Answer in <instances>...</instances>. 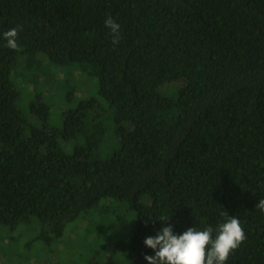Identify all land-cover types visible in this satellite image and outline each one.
<instances>
[{"label": "trees", "instance_id": "trees-1", "mask_svg": "<svg viewBox=\"0 0 264 264\" xmlns=\"http://www.w3.org/2000/svg\"><path fill=\"white\" fill-rule=\"evenodd\" d=\"M14 27L10 49L3 33ZM66 66L97 87L61 93L75 104L57 127L45 99ZM105 197L125 202L133 224L104 251L82 226L83 264L89 252L104 254L87 264H148L144 240L162 227L211 226L214 238L229 216L246 238L225 264H264V0H0V226L34 227L28 261ZM117 250L127 263L106 260Z\"/></svg>", "mask_w": 264, "mask_h": 264}, {"label": "rangeland", "instance_id": "rangeland-1", "mask_svg": "<svg viewBox=\"0 0 264 264\" xmlns=\"http://www.w3.org/2000/svg\"><path fill=\"white\" fill-rule=\"evenodd\" d=\"M58 68L59 70H61L58 78V86L60 87L59 89H57L58 91H55V89L49 91V93L46 95L45 100L49 103L50 106L49 123H51L54 126L60 127L62 121L61 120L62 111L75 104L73 103L72 99L67 100V107H66V103L63 104L60 99L61 93L64 94V92L67 91L68 89L72 91V87H73L75 91L73 93V96H76L75 99L78 98L84 99L87 97H91L92 95H95L97 85L94 76L88 75L87 73L82 71L79 72L73 66L58 67ZM18 75L25 82H31L33 79L31 78L30 73L26 71L19 72ZM32 89L27 90V92L24 90V93L20 98L21 100L20 107L22 106V104L25 103L27 104L26 98L28 97V92H32ZM34 93L35 91L32 94ZM104 146L106 147L110 145L107 143ZM104 150H108V149L107 148L105 149L103 147L102 151ZM147 199H148L147 196H142L140 202L145 203L147 202ZM134 215L135 212L131 210L125 202L115 200L111 197H105L101 199L97 206L88 210L87 213H82L75 222L69 224L64 231V235L60 239H57L58 241L57 244H60L58 249L59 248L60 250L64 249L63 250L64 253L60 257L61 262L57 260L56 255H53L56 253H52L55 252V248L57 244L53 246L52 245L47 247L45 246L42 248L40 253L32 256V258H30L28 261L23 260L24 255L20 254L22 251H24L23 243L26 240L32 238L34 227L32 226L28 227L26 225L25 227L24 225H19L16 227L14 231H10L9 228L0 226V251L6 250L9 253V257H4L0 253V263L13 264L16 259H19L15 262V264H83V259H82L83 256H78L79 247L81 245V239L79 237V234L82 233V226L86 224V226H88V228L92 230L91 232H93V234L99 237L98 240H96L95 242L94 249L97 251L98 250L104 251V249H100V248L101 247L103 248L102 245L105 244L107 238L112 237L110 236L111 234L114 235V233L118 231L120 235L122 233L127 234L129 232L128 228L131 229L134 220ZM104 216H106L107 218H105ZM116 217L118 223L114 222L115 227L113 224V228H111V231H109L110 229H107L108 228L107 226L110 225L113 221H116ZM127 223H131V225L127 226ZM7 239L10 240V243L8 245L6 244ZM114 241L115 239H113L111 243ZM40 246H42L40 243L34 242L30 250L26 252H30V254H32V252L37 251L38 247ZM118 251L119 250H117L116 253L110 252L111 254L106 256L107 257L106 260L118 259L122 263H127L128 259L125 258L124 255ZM101 254L104 253L100 252V254H96V253L91 254L89 252L87 255L88 257L91 256L92 258L98 261L97 258ZM13 257L15 258V260L11 261ZM88 257L86 258V264Z\"/></svg>", "mask_w": 264, "mask_h": 264}, {"label": "clouds", "instance_id": "clouds-1", "mask_svg": "<svg viewBox=\"0 0 264 264\" xmlns=\"http://www.w3.org/2000/svg\"><path fill=\"white\" fill-rule=\"evenodd\" d=\"M104 23L114 37L112 42L118 43L120 25L111 16ZM19 30V27H14L3 33L6 47L17 48ZM255 207L264 213V199L259 200ZM169 218L161 217L159 220L166 223ZM213 232L211 226L204 230L190 227L176 235L171 225L162 227L155 237L144 240V244L155 252L154 256L146 255L144 259L148 264H225L230 252L245 240V233L235 216H229L226 222L218 225L214 238Z\"/></svg>", "mask_w": 264, "mask_h": 264}]
</instances>
